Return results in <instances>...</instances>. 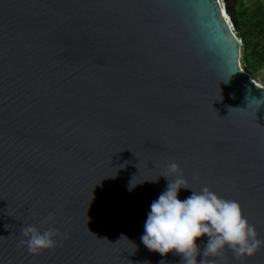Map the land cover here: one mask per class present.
Wrapping results in <instances>:
<instances>
[{
    "label": "water",
    "instance_id": "water-1",
    "mask_svg": "<svg viewBox=\"0 0 264 264\" xmlns=\"http://www.w3.org/2000/svg\"><path fill=\"white\" fill-rule=\"evenodd\" d=\"M225 14L219 0H0V264H182L141 240L171 161L264 239V86ZM29 224L58 228L57 246L18 247ZM217 264H264V248Z\"/></svg>",
    "mask_w": 264,
    "mask_h": 264
},
{
    "label": "clouds",
    "instance_id": "clouds-1",
    "mask_svg": "<svg viewBox=\"0 0 264 264\" xmlns=\"http://www.w3.org/2000/svg\"><path fill=\"white\" fill-rule=\"evenodd\" d=\"M160 176L168 179V185L151 203L144 224L141 240L148 250L161 256L174 253L182 258V264H217L226 251L243 261L264 248V239L258 238L255 226L244 215L237 200L220 197L207 186L200 191L192 189L175 161L166 164ZM170 176L174 178L169 179ZM181 188L191 189L192 194L180 200ZM54 222V214L48 213L40 223ZM60 235L56 227L41 231L29 224L20 228L17 246L26 247L31 255H39L54 249L58 243L56 237ZM205 236L207 242L201 250L197 241ZM198 256L203 258L198 260Z\"/></svg>",
    "mask_w": 264,
    "mask_h": 264
},
{
    "label": "rangeland",
    "instance_id": "rangeland-1",
    "mask_svg": "<svg viewBox=\"0 0 264 264\" xmlns=\"http://www.w3.org/2000/svg\"><path fill=\"white\" fill-rule=\"evenodd\" d=\"M229 2L235 5L236 10L239 7L245 10L241 17L244 40H240L241 45L242 41H246L249 55L245 62L240 55L241 68L253 80L264 85V33H261L264 32V0H229Z\"/></svg>",
    "mask_w": 264,
    "mask_h": 264
},
{
    "label": "trees",
    "instance_id": "trees-1",
    "mask_svg": "<svg viewBox=\"0 0 264 264\" xmlns=\"http://www.w3.org/2000/svg\"><path fill=\"white\" fill-rule=\"evenodd\" d=\"M224 4H225V11L226 14L229 16V19L234 27V30H236V36L241 39L244 40V32L242 31L241 28V17L244 15V9H242L241 7L238 8V10H236L235 5L231 2H229V0H224ZM261 33H264L261 31ZM242 45H241V49H240V53H241V58L242 61L245 62L247 55L248 54V50H247V46H246V41H242ZM259 55V54H258Z\"/></svg>",
    "mask_w": 264,
    "mask_h": 264
},
{
    "label": "built area",
    "instance_id": "built-area-1",
    "mask_svg": "<svg viewBox=\"0 0 264 264\" xmlns=\"http://www.w3.org/2000/svg\"><path fill=\"white\" fill-rule=\"evenodd\" d=\"M219 1H220L221 5H222V7H223V9H224V2H223V0H219ZM229 25H230L231 30L235 33V31H234V27H233V25H232V23H231L230 20H229ZM239 41H240V43H241V40H240V39H239Z\"/></svg>",
    "mask_w": 264,
    "mask_h": 264
},
{
    "label": "bare ground",
    "instance_id": "bare-ground-1",
    "mask_svg": "<svg viewBox=\"0 0 264 264\" xmlns=\"http://www.w3.org/2000/svg\"><path fill=\"white\" fill-rule=\"evenodd\" d=\"M226 15V14H225ZM255 81V80H254ZM256 83H258L257 81H255ZM258 84H260V83H258ZM261 85V84H260ZM262 86H264V85H262Z\"/></svg>",
    "mask_w": 264,
    "mask_h": 264
}]
</instances>
